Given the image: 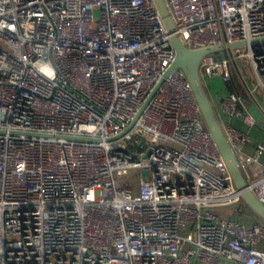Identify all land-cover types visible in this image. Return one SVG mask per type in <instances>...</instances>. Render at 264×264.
<instances>
[{
  "label": "built area",
  "instance_id": "1",
  "mask_svg": "<svg viewBox=\"0 0 264 264\" xmlns=\"http://www.w3.org/2000/svg\"><path fill=\"white\" fill-rule=\"evenodd\" d=\"M164 1L189 50L264 37V0ZM169 38L152 0H0V264H264ZM199 78L264 205V144L236 125L264 118V43Z\"/></svg>",
  "mask_w": 264,
  "mask_h": 264
},
{
  "label": "water",
  "instance_id": "2",
  "mask_svg": "<svg viewBox=\"0 0 264 264\" xmlns=\"http://www.w3.org/2000/svg\"><path fill=\"white\" fill-rule=\"evenodd\" d=\"M152 1L162 19L165 29L170 34L169 42H170L171 47L175 51L174 61L172 65L169 67V69L167 70L166 74L169 73L171 70H174L177 68L181 69L185 73V76L192 87L193 93L201 109L205 123L228 168L229 174L233 180V183L237 191L241 195L249 211L252 214H254L256 217H258L261 221L264 222V205L256 199V197L252 194V192H250V190L247 189L245 181L243 179V176L239 168V163L230 147V144L227 138L224 136L216 120L213 107L209 101L206 91L199 78V63L205 54L216 52L224 48H238V47L254 46L256 44L264 43V37L256 38L248 42L247 41L235 42L225 47L217 46V47H212V48L189 50L184 46L181 39L173 34L174 23L170 15V12L166 6L165 1L164 0H152ZM159 85H160V82L156 84L153 90L150 92L145 104L143 105L141 110L136 115L131 126L137 120L141 111L143 110L147 102L150 100V98L154 95ZM129 128H127L125 131H127Z\"/></svg>",
  "mask_w": 264,
  "mask_h": 264
},
{
  "label": "crops",
  "instance_id": "3",
  "mask_svg": "<svg viewBox=\"0 0 264 264\" xmlns=\"http://www.w3.org/2000/svg\"><path fill=\"white\" fill-rule=\"evenodd\" d=\"M224 89L226 90V87H223L221 92L225 91ZM253 114L256 116V119L258 121V127L251 128V127L244 125L240 121H236V125L240 130L247 133L254 142L256 143L261 142L264 144V118L258 115L255 111H253ZM253 150H254L253 146L251 145L245 146V151L247 153H253ZM262 159H263V155L260 157V160ZM227 262L229 261L222 260L221 264H228Z\"/></svg>",
  "mask_w": 264,
  "mask_h": 264
},
{
  "label": "rangeland",
  "instance_id": "4",
  "mask_svg": "<svg viewBox=\"0 0 264 264\" xmlns=\"http://www.w3.org/2000/svg\"><path fill=\"white\" fill-rule=\"evenodd\" d=\"M244 70H245L247 76L252 77L249 67H247L245 65ZM208 86H209V89H210L213 97L217 100L219 95H220V93H221L222 88L224 87V85L222 84L220 78L219 77L209 78L208 79ZM246 211H248V213L250 212L249 209H246Z\"/></svg>",
  "mask_w": 264,
  "mask_h": 264
}]
</instances>
